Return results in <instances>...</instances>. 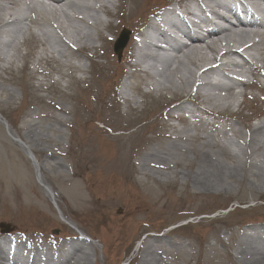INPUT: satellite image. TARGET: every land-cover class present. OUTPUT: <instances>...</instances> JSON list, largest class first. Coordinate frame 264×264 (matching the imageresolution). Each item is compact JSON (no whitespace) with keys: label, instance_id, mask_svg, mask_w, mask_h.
<instances>
[{"label":"rangeland","instance_id":"1","mask_svg":"<svg viewBox=\"0 0 264 264\" xmlns=\"http://www.w3.org/2000/svg\"><path fill=\"white\" fill-rule=\"evenodd\" d=\"M100 1L121 7L128 3ZM169 2L149 0L130 17L122 8L113 9L125 17L131 31L120 28L119 17L98 12L103 25L117 27L115 35L80 23L96 48L73 51L54 45L63 52L59 60L51 55L54 49L32 40L19 52L15 45L0 46V52L14 60L13 69L0 72V118L42 168V181L51 192L48 196L37 183L33 161L0 124V202L5 204L0 208V240L18 238L49 249L61 241L75 242L88 253L81 256L88 264H235V242L264 232V133L256 132L257 141L250 142L254 128L240 122L233 126L215 120L218 129L198 130L164 121L163 114L181 104L188 109L179 116L190 109L202 116L196 104L186 102L193 86L182 87L179 101L172 89L150 94L146 83L151 81L134 78L125 65L127 51H113L122 30L131 39L152 12ZM9 36L17 37L16 26L0 38L9 42ZM251 53L264 57V49ZM212 55L206 54L209 61L187 66L197 71L195 66L213 63ZM71 68L83 72L69 75ZM38 70L42 74L33 73ZM165 75L179 82L176 75ZM124 84L129 85L132 105L135 102V124L123 122L133 116L120 96ZM253 95L245 93L239 113L223 116L238 120L260 115L262 121L264 109L250 100ZM204 98L202 90L199 108H209ZM206 133L211 135L210 146L204 144ZM165 148L173 159L153 161L168 169L149 166L146 160L153 157L148 154ZM59 213L66 220L61 221ZM155 234L160 237H150ZM251 258L250 253L247 263Z\"/></svg>","mask_w":264,"mask_h":264},{"label":"bare ground","instance_id":"2","mask_svg":"<svg viewBox=\"0 0 264 264\" xmlns=\"http://www.w3.org/2000/svg\"><path fill=\"white\" fill-rule=\"evenodd\" d=\"M128 0V3H123V7L121 5H117L112 1H100V0H0V37L1 35H7L8 29L12 26H16L17 29V37L9 36L10 41H4L0 38V46L1 45H15L16 51L19 52L21 49V45H28L29 42L36 41L42 46H49L48 48L54 49V45H58L57 48L62 49L63 47H68L73 49V51L78 48L82 50H87L88 48H96L94 46V39L86 33V31H82L79 28L80 23L87 26L109 30V33L113 36L117 31V27L109 22L106 24H102V20L98 16V12L103 13L105 16L113 17L116 16V12L112 13L111 11L114 9L119 10L122 8V11L128 13L127 16L134 15L136 11L144 6L149 0ZM171 1V0H170ZM174 5L169 8L167 11H164L161 15H157L154 19L144 21V24L140 27L137 33L138 38L128 39L126 47L124 48L127 51L126 58L124 57L125 65L127 68L131 70V76L139 81L150 80V83H146V87L149 89L150 94L152 93H160L162 91H166L169 89L176 90L178 94V101L181 100L183 95L182 87L185 86H193L192 94L188 97L186 102L194 103L197 106L198 111L202 114H213L212 111H217L220 106L231 107L235 103V89L242 86L244 90L255 91L256 93H260L264 95V85L260 83V80L254 75V80L248 82L246 84H237L233 80H229V78L225 81L218 82L216 84H211L208 79L216 74V71L209 68L202 69L201 66H195L197 71H192L187 65L195 64L197 61H209L206 54L210 53L212 55V60L215 63L221 58L227 59L224 62L223 71L228 72H236L238 74H243L249 76V73L245 72L244 69L238 65L236 62L230 59V56H238L242 57V52L240 54L235 49H232L231 44L237 43L240 50L243 52H247L250 54L252 50H258L261 47H264V33L256 31L252 33L251 30L247 31V28L256 27L259 28L258 25H250L237 28H222L218 29L215 33L209 34L205 37H194L190 40L189 45H181L177 44L176 41H173V38H170L167 35V29H173L177 31L184 30V21L182 17L184 16H193L195 12V8L199 10V12L205 17L203 22L204 24H209L207 19V13L216 15L217 10H228L229 4L232 0H173ZM195 5H194V2ZM253 1V0H249ZM49 4L47 5L46 3ZM198 2V3H197ZM167 3V5H169ZM256 5V3H253ZM23 5L25 8L19 9V7ZM175 8H178L182 15H177ZM10 12L9 14H7ZM123 13V12H122ZM13 17L11 20L6 19V16ZM121 15V14H120ZM129 16V17H130ZM119 17V16H116ZM123 15L119 17V19H123ZM125 18V17H124ZM75 21V23L73 22ZM78 21V22H77ZM73 22V23H72ZM120 28L130 30V25L127 24L126 19L122 20V24ZM34 29V30H33ZM246 29V30H243ZM49 30V31H47ZM135 30V28H134ZM131 31V30H130ZM252 33V44L247 45L248 40L251 38ZM253 37L259 38L258 40H254ZM98 39H102L105 41L103 37H100L97 34ZM138 39L140 41H138ZM161 40L167 44L171 45L172 51L174 55L170 56L169 53L165 50H162ZM175 40V39H174ZM247 40V41H246ZM122 40L119 41L121 43ZM244 42V43H241ZM109 44V42H108ZM173 44V45H172ZM62 45V46H61ZM82 45V46H78ZM252 46V48H251ZM251 48V49H250ZM226 50V51H224ZM125 51H123L125 55ZM57 56V60L62 59L64 57L63 52L60 50H55L51 52V55ZM7 54L4 52H0V62L8 63L9 60L7 58ZM19 56V55H18ZM13 59H16V56H11ZM243 62L255 61L253 70L259 68L257 65L256 59L250 55H243ZM251 59V60H250ZM128 61V62H127ZM14 62V61H13ZM12 62V64H13ZM260 63L264 67V58L261 59ZM10 64V65H12ZM212 63H207L205 66L210 65ZM9 65V66H10ZM158 66V67H157ZM7 67L0 65V72L7 71ZM104 70H107L106 68ZM182 70L185 72L182 73ZM56 73L60 75H66V73L61 72V70H54ZM83 72V69H73L71 68L69 75H72V72ZM133 71V73H132ZM34 74H42V71H34ZM169 73V75H176L178 83L173 80L170 76H166L165 74ZM197 73L199 76L197 78ZM83 74V73H82ZM251 75V73H250ZM141 76V77H140ZM247 76V77H248ZM167 77V78H166ZM249 78V77H248ZM128 84H124L122 89V102L125 105V109L130 112L133 116H127L123 119V122L127 124H135L139 121V117L134 116L136 113L135 102L132 105V101L130 100L127 89ZM136 91H140L139 87H135ZM203 93L205 95L207 107H200L198 97ZM7 92V90H5ZM10 92V91H8ZM241 96L244 93L238 92ZM245 95V94H244ZM258 94L253 95L250 100L254 103H259L264 106V100L259 99ZM238 105V104H237ZM239 106V105H238ZM175 109L171 111V113L176 112L178 115H172L171 113L163 114L164 121H168L169 119L177 121L179 123H188V120L183 119L182 116H179L180 113L184 112L188 108L185 107L184 104L179 106H175ZM190 114H193V110L190 109ZM131 117V118H130ZM258 116H250V117H240L237 121L240 124H244V126L250 125L253 121H257L258 123L254 125L253 137L250 136V142L257 141V135L255 133H264V120L258 121ZM227 123V122H226ZM0 124L6 130L9 138L15 140L19 145L21 144L22 149H24L26 155L31 159L29 155V151L26 147L23 146L21 141L11 133L9 127L6 123L0 118ZM263 138L264 136L261 135ZM211 138V135L206 134L204 139L205 146H210L211 141L208 140ZM261 143V141H260ZM264 149V143L260 147ZM246 151V150H245ZM169 150L167 148L164 149L163 152L153 151L148 155L153 157L149 158L146 161H150L148 164L152 168L156 169H168L167 164H157L153 161L154 158H157L163 162L172 160L173 157L169 156ZM206 152L201 150V155L203 156ZM165 157V158H164ZM204 157V156H203ZM170 158V159H168ZM205 158V157H204ZM233 158L237 161L239 156L237 154L233 155ZM145 161V162H146ZM35 167V176L37 183L45 190L48 196H51L50 189L44 184L41 177L42 168L37 165L35 162L33 163ZM142 169V168H141ZM143 173V170H141ZM15 195V194H14ZM4 204L2 201L0 202V208L3 207ZM5 205V204H4ZM7 211V210H6ZM60 219L66 220V218L59 213ZM64 222V221H63ZM264 232H255L251 235L250 238L243 240H237L235 243L236 246V261L235 264H263L264 263V255L261 254L260 249L264 248ZM248 241V243H247ZM248 244V245H246ZM70 252L62 253L60 255L59 260L56 263H51L47 258L49 254L42 251L39 248H33L30 252V262L25 263L22 259V251L25 249H29L26 245H19L15 248V244L13 241L9 239H4L0 242V264H6L9 262H4V255L8 259V261L15 262L14 264H19V262H23V264H88L89 261L86 262L81 260V256H87L88 253L85 252L82 245H66ZM48 251V250H47ZM252 254V258L250 261H246L249 254ZM246 255V257H245ZM77 256V257H76ZM257 256V258H256ZM260 258H259V257ZM43 258H46L45 262ZM82 262H81V261ZM13 262H10L13 264ZM22 264V263H20ZM143 264H146L143 262Z\"/></svg>","mask_w":264,"mask_h":264},{"label":"water","instance_id":"3","mask_svg":"<svg viewBox=\"0 0 264 264\" xmlns=\"http://www.w3.org/2000/svg\"><path fill=\"white\" fill-rule=\"evenodd\" d=\"M124 42L123 43H121L120 45H118V49H121L124 45Z\"/></svg>","mask_w":264,"mask_h":264}]
</instances>
